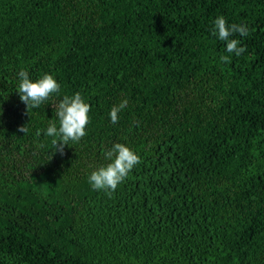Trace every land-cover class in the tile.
<instances>
[{"label": "trees", "instance_id": "trees-1", "mask_svg": "<svg viewBox=\"0 0 264 264\" xmlns=\"http://www.w3.org/2000/svg\"><path fill=\"white\" fill-rule=\"evenodd\" d=\"M221 15L250 29L230 63ZM21 69L61 86L30 116ZM77 92L87 134L55 154ZM115 143L141 162L109 198ZM0 264H264V0H0Z\"/></svg>", "mask_w": 264, "mask_h": 264}, {"label": "clouds", "instance_id": "clouds-1", "mask_svg": "<svg viewBox=\"0 0 264 264\" xmlns=\"http://www.w3.org/2000/svg\"><path fill=\"white\" fill-rule=\"evenodd\" d=\"M237 34L240 37H248L250 35L248 25L228 24L222 15L214 20L212 35L218 37L226 45L225 52L227 55L222 54L220 56L221 63H230L232 54L239 57L247 51L246 46H241L240 39L232 38ZM17 76L19 79L17 93L20 101L26 106V114L29 116L33 109L39 108L53 94L60 92L61 86L53 75L45 74L42 78L33 81L29 72L21 69ZM128 103L129 101L124 99L119 105H114L111 108L110 119L113 124L118 123V114L128 106ZM53 107L55 118L49 120L45 135L53 138L51 143L55 149V154L64 155L65 147L69 145V142H79L87 134L86 128L90 122V105L77 92L72 96L64 95L59 102L53 101ZM57 120L59 126H57ZM28 124L18 127L17 131L27 135L29 132ZM104 156L110 163L93 171L88 178V182L94 191H103L111 198L118 186L141 162V159L129 147L121 143H115L111 149L104 152Z\"/></svg>", "mask_w": 264, "mask_h": 264}]
</instances>
